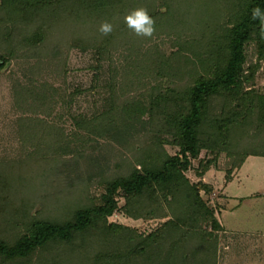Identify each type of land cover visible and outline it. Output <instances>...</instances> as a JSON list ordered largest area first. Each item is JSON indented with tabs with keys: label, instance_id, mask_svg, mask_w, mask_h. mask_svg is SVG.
I'll return each mask as SVG.
<instances>
[{
	"label": "trees",
	"instance_id": "16d2710c",
	"mask_svg": "<svg viewBox=\"0 0 264 264\" xmlns=\"http://www.w3.org/2000/svg\"><path fill=\"white\" fill-rule=\"evenodd\" d=\"M153 1L0 0V38L6 45L0 50V71L20 50L34 56L51 53L50 33L62 23L77 29L70 47L92 48L96 54L92 66L96 74L89 88L76 87L60 96V89L46 83L36 86L31 81L20 94L27 95L32 105L38 102L44 108L59 95L71 106L85 91L99 94L96 90H104L106 99L95 96L90 114L71 113L75 132L85 130L88 141L93 140L92 135H109L124 143L138 127L145 130L148 124H157V129L151 128L152 147L141 153L130 173L107 181L98 198L81 200L59 218L15 209L12 230H0V264H218V232L225 228L203 197L213 186L202 178L223 154L233 158L227 181L248 157H264V87L256 86L258 74L264 78V37L259 21L252 18L256 6L264 12V0ZM134 4L147 9L155 21L154 34L171 39L175 49L165 55L156 48L158 56L148 65L125 64L121 73L141 70L138 80L120 78L114 67V75L100 86L105 61L112 67L110 40L89 44L82 35L83 25L93 30L104 21L112 24L119 18V30H126L125 16L136 9ZM3 26L6 28L1 31ZM13 32L20 40L14 39ZM178 79L181 84L176 83ZM124 83L130 88L121 86ZM137 83L149 85L145 93L141 88L137 92ZM19 123L28 137L34 135L35 127L55 136L50 138L55 147L46 151L54 154V160L67 154L83 155L81 149L71 148V143H61L65 139L63 126L37 115L21 117ZM236 133L239 140L234 139ZM248 133L260 137L251 150L240 148L238 142ZM167 145L177 151L171 154ZM194 160L199 161L195 171L201 179L197 182L186 174ZM5 190L0 176V199L6 196ZM121 199L125 200L122 205ZM164 203L171 208L176 205L177 215L168 216L148 233L110 220L117 211L135 219L153 218Z\"/></svg>",
	"mask_w": 264,
	"mask_h": 264
},
{
	"label": "rangeland",
	"instance_id": "374dc122",
	"mask_svg": "<svg viewBox=\"0 0 264 264\" xmlns=\"http://www.w3.org/2000/svg\"><path fill=\"white\" fill-rule=\"evenodd\" d=\"M134 6L135 4L132 8H136ZM121 24V19H115L111 24L113 31L108 35L99 31L101 24L94 26L96 29L93 30L86 29L85 27L89 26L83 25L82 35L88 39L89 44L91 41L99 44L102 40H110L108 47L113 53L112 67L109 68L108 60L105 61L103 71L100 72V86L114 75V67L117 68L119 73L116 74L120 78H127L125 80L129 82L138 80L142 77L141 70L135 72L137 75L121 73L126 70L123 68L125 64L134 61L139 65H148L150 60L158 56L156 48L165 55H170L175 49L171 39L154 34L147 43L144 42L147 37L136 35L128 26L125 27L126 30H119ZM5 28L6 26L1 27V31ZM75 29L68 23L55 25L50 33L51 53L49 51V54L34 56L32 52L24 53L25 51L20 50L0 71V176L4 178L6 186V192L3 194L6 196L0 199V230L14 226L12 221L15 219L17 208L29 211L32 215L59 218L81 200H87L90 196L98 198L107 181L130 173L138 163L141 153L152 147L151 137L154 129L151 128L157 129V124L152 127L148 124L149 127L145 130L140 127L134 132L132 130L133 133L129 134L127 142L124 143H118L109 135H92L93 140L88 141L85 130L75 132L78 130L72 121L71 113L90 114L96 101L94 97L102 100L106 99L107 95L101 89L96 90L99 94H87L85 91L86 93L78 95L71 106H67L60 98L63 94H70L76 87L89 88L96 74L92 67L96 65L95 51L92 48L81 50L70 47L77 30ZM12 34L15 40H20L16 32ZM4 43L0 38V50L6 46ZM129 48H133V51H129ZM54 50L59 54L53 53ZM129 56L132 59L129 60ZM147 79L149 80L148 76L145 77V80ZM31 81H34L36 86L46 83L60 89V96L55 95L56 102L44 108L38 102L36 106L32 105V100L25 98L27 95L23 94L22 97L20 94L23 87L31 85ZM181 82L176 80L177 84ZM127 83L121 86H129ZM139 85H136L137 92H140L141 88L144 93L149 86ZM256 86L264 87V78L260 74L256 78ZM133 91V94H137L134 89ZM100 99L97 101L98 107H101ZM49 112L51 114L47 116ZM35 115L50 120L57 127L63 126L65 139L61 140V143H71V148L81 149L83 155L77 158L73 154H67L62 158L58 156L59 160H54V154H47L46 151L51 145L55 147L54 142L50 141V138L54 140L55 136L47 134L46 129L35 127L34 135L28 137L26 130L19 123L21 117ZM145 119L149 120L147 116ZM238 134L236 133L234 139L239 140ZM252 134L242 136L238 141L240 148L251 150L258 142L260 137ZM235 145L238 148V143ZM166 148L171 154L177 151V148L171 145ZM204 155L205 152L201 156ZM232 160L233 158L223 154L218 164L212 166L202 178L213 186L211 193L203 192V197L216 210L217 218L226 227L225 231L218 232V264H264V157L250 156L229 182L226 176L227 170L232 166ZM198 162L194 160L193 167L186 172L192 182L201 179L195 171ZM124 203L125 200L121 199L120 204ZM145 210L146 207L141 213L144 214ZM177 210L176 205L171 208L164 203L163 209H159L153 218L135 219L117 211L110 220L148 233L160 226L168 216L175 217Z\"/></svg>",
	"mask_w": 264,
	"mask_h": 264
},
{
	"label": "clouds",
	"instance_id": "9594fccd",
	"mask_svg": "<svg viewBox=\"0 0 264 264\" xmlns=\"http://www.w3.org/2000/svg\"><path fill=\"white\" fill-rule=\"evenodd\" d=\"M252 18L259 21L260 33L264 37V12L261 11L259 6L253 9ZM125 23L138 36L152 37L155 31V21L144 7H138L126 14ZM99 31L103 35H108L113 31V26L104 21L101 23Z\"/></svg>",
	"mask_w": 264,
	"mask_h": 264
},
{
	"label": "crops",
	"instance_id": "0c3cea01",
	"mask_svg": "<svg viewBox=\"0 0 264 264\" xmlns=\"http://www.w3.org/2000/svg\"><path fill=\"white\" fill-rule=\"evenodd\" d=\"M248 158H249V157H248ZM248 158H247V159H248ZM247 159H246V160H247ZM245 162H246V161H245ZM245 162H244V163H245ZM238 170H239V169H238ZM233 179H234V178H233ZM233 179H232V180H233ZM232 180H231V181H232ZM229 182H230V181H229ZM262 194H264V193H262ZM222 225H223V224H222ZM223 226H224V225H223ZM224 228L226 229V227H225V226H224ZM256 250H257V249H256Z\"/></svg>",
	"mask_w": 264,
	"mask_h": 264
}]
</instances>
